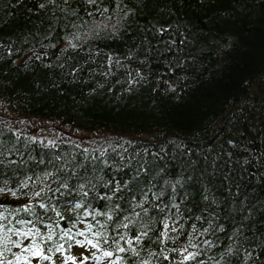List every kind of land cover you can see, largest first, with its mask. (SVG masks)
<instances>
[{"label":"trees","instance_id":"trees-1","mask_svg":"<svg viewBox=\"0 0 264 264\" xmlns=\"http://www.w3.org/2000/svg\"><path fill=\"white\" fill-rule=\"evenodd\" d=\"M0 101L117 138L0 120V223L39 230L31 264H264V0H0Z\"/></svg>","mask_w":264,"mask_h":264},{"label":"rangeland","instance_id":"rangeland-1","mask_svg":"<svg viewBox=\"0 0 264 264\" xmlns=\"http://www.w3.org/2000/svg\"><path fill=\"white\" fill-rule=\"evenodd\" d=\"M0 120L12 124L16 129L32 131V133H36L39 138L51 143H54L55 141L70 140L84 146L104 147L112 145L117 141L116 136L103 131L86 133L66 125H60L59 123L50 120L22 117L12 111L10 107L2 101H0ZM80 254L78 255L80 256ZM87 258V261H89V255H87ZM76 259L73 264L84 262L80 257Z\"/></svg>","mask_w":264,"mask_h":264},{"label":"snow or ice","instance_id":"snow-or-ice-1","mask_svg":"<svg viewBox=\"0 0 264 264\" xmlns=\"http://www.w3.org/2000/svg\"><path fill=\"white\" fill-rule=\"evenodd\" d=\"M6 191H11V190L0 187V194L5 193ZM11 194L13 196H16V192L15 191H12ZM39 195H40V192H36L35 193V196H39ZM79 206L80 205H77V207H79ZM0 207H2V206H0ZM40 207L43 208V207H45V205L41 204ZM25 210H28V209H25ZM17 211H19V210H17ZM57 214L59 215V213H57ZM6 219H7V217L3 213H0V221H4ZM17 223L18 224H22V225H26V224L31 223V222L30 221H22L21 220V221H17ZM165 227H167V224H165ZM5 229H7V231H5ZM89 231H91V225H89ZM10 234L18 236V237H22L23 239H27V238H30V237L32 238L31 244H29L26 247H23V251H22V253L20 255H16L15 253H13V255L15 256L17 264H19V262L21 260L27 261V264H31V261L29 260V256L37 257V258H39L41 260H50L51 259V257L49 255L45 254V249L43 247H41V244L37 243V241L35 239V237L40 236V232H39L38 229L33 230L31 228H28L26 231H24V230L19 229V228L7 227V225H5L3 223H0V244L3 245V247H0V264H12V261L8 260L7 257L5 256V252L11 251V249L7 247V245L9 243L13 244L15 247H18V248L22 247V244H23V239H21L19 241H14V240L11 239V235ZM63 235L64 236H68V233L65 232ZM79 235L83 236L84 233L80 232ZM95 235H100V233H95ZM46 239L48 241H51L53 239V233L51 231L49 232V234H48ZM61 239H63V237H61ZM136 239L139 240L140 238L137 237ZM85 242L87 244L92 245V247H94V248L99 246L97 243H93V241L90 240V239H86V241H77V243L80 244L81 246H83ZM128 244L131 245L132 241L129 240ZM61 250H63V245L62 244L57 245L56 251H61ZM47 251L51 252L52 249L48 248ZM118 251L123 252V251H125V249L124 248H118ZM23 253H28L29 256H25ZM112 254H113L112 252H108V251H105L103 253L104 256H108V257L112 256ZM195 256H196L195 253H189V255L187 257H185L184 259L185 260L195 259ZM84 259L87 260L88 258L85 257ZM97 259H100V258L97 257ZM68 260H73L74 261L75 257L69 256ZM82 264H83V262H82Z\"/></svg>","mask_w":264,"mask_h":264}]
</instances>
